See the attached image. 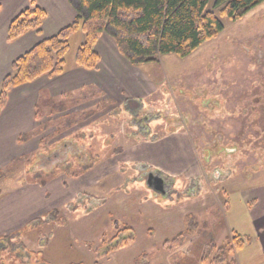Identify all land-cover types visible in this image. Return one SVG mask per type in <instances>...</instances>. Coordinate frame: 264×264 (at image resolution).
Instances as JSON below:
<instances>
[{"label":"rangeland","instance_id":"374dc122","mask_svg":"<svg viewBox=\"0 0 264 264\" xmlns=\"http://www.w3.org/2000/svg\"><path fill=\"white\" fill-rule=\"evenodd\" d=\"M31 1L0 0L1 22ZM74 3L40 5L49 14L42 39L73 22ZM221 21L225 31L191 56L142 67L105 33L92 71L101 68L96 47L114 42L142 75L126 78L132 88L147 80L143 99L123 93L113 102L101 88L51 102L42 94L31 123L3 127L0 238L25 230L12 247L24 264H264V3ZM83 41L82 32L71 39L66 70L77 67ZM60 103L66 112L53 111ZM77 113L85 119L61 127ZM150 174L166 180V195L147 185ZM236 236L253 243L238 251Z\"/></svg>","mask_w":264,"mask_h":264},{"label":"trees","instance_id":"16d2710c","mask_svg":"<svg viewBox=\"0 0 264 264\" xmlns=\"http://www.w3.org/2000/svg\"><path fill=\"white\" fill-rule=\"evenodd\" d=\"M75 5L76 18L69 26L48 39H42L36 46L19 57L12 64V71L1 83L0 115L6 106L8 93L31 84L43 77L61 76L66 71L67 56L71 49V39L82 32L84 41L76 55L78 68L92 71L99 68L100 58L95 46L101 36L111 33L121 54L134 66L142 67L159 64L160 58L174 55L185 59L207 42L216 39L225 31L221 18L232 22L244 19L264 0H67ZM46 10L31 1L30 8L23 10L10 24L8 41L13 42L25 34L35 31L43 36L42 26L47 19ZM137 108L138 102H129ZM59 106V107H58ZM53 111L64 113L68 107L60 103ZM137 106V107H136ZM38 113V111H37ZM42 116V115H41ZM88 115L86 114L85 117ZM81 113L65 120L63 128H72L81 119ZM60 128V126H59ZM116 149L114 154H122ZM4 175V171L0 176ZM45 185V183H42ZM2 191H0V197ZM60 211H53V221L58 220ZM189 231L194 230L197 221L188 217ZM118 222H115V224ZM47 225V221H39ZM23 232H16L0 238V245L8 241L6 248L0 247V264H24L18 251L12 250L17 244L14 240L24 237ZM235 246L243 251L253 240L248 237H235ZM227 247L231 250V242ZM36 258H44L43 252H36Z\"/></svg>","mask_w":264,"mask_h":264},{"label":"crops","instance_id":"0c3cea01","mask_svg":"<svg viewBox=\"0 0 264 264\" xmlns=\"http://www.w3.org/2000/svg\"><path fill=\"white\" fill-rule=\"evenodd\" d=\"M34 1L36 2V0ZM36 3L38 5H43L46 9H54V7L57 6L62 9L67 7L69 8V6H71L67 0H47L45 2ZM17 13L18 11L7 18L3 23L0 19L1 81H3L11 73L12 64L18 59V56L27 53L39 43L38 41L40 39L44 37V32L43 36H39L35 31H32L16 41L9 42L8 30L11 22L15 19H13V17ZM48 18L49 14L45 20L46 22L48 21ZM75 18L76 12L74 10V20ZM109 45L110 47L105 50L101 49L99 46L96 47L97 52L99 51V54L101 55V68L98 72L86 71L77 67H72L70 70H66L61 76L54 78L43 77L31 84L11 90L8 93L7 104L0 115V132L5 125L8 126L9 130L10 125L15 123V125L10 128L15 130L25 128L27 122L31 123L28 121L30 119V114L36 117V103L40 101L42 94H45L51 102V100L57 96L61 98L64 95L78 92L82 89L87 90L90 88H101V90L103 89L102 91L105 93L106 97L111 99L113 102L118 101V98L122 96L123 93L130 95L129 98L143 99L146 95L144 91L147 89V80H141V78L137 79V81H140V87H145V90L140 88L139 85L137 89H133L131 80H126V78L132 75L137 78L142 75H138L136 73L138 72L137 69L129 65V63H127V61L119 55L114 42ZM116 84H118V87H116ZM36 91L37 95H35ZM3 124L4 126H2Z\"/></svg>","mask_w":264,"mask_h":264},{"label":"water","instance_id":"95a60500","mask_svg":"<svg viewBox=\"0 0 264 264\" xmlns=\"http://www.w3.org/2000/svg\"><path fill=\"white\" fill-rule=\"evenodd\" d=\"M147 185L156 193L166 195L165 184L163 178H158L153 174H150L147 180Z\"/></svg>","mask_w":264,"mask_h":264},{"label":"flooded vegetation","instance_id":"af4514ba","mask_svg":"<svg viewBox=\"0 0 264 264\" xmlns=\"http://www.w3.org/2000/svg\"><path fill=\"white\" fill-rule=\"evenodd\" d=\"M154 176H156V177H158V178H161L160 176H157V175H154ZM149 177V176H148ZM164 184H165V188L167 187V185H166V180H164Z\"/></svg>","mask_w":264,"mask_h":264}]
</instances>
